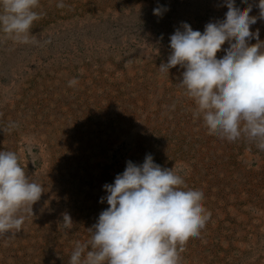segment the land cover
Returning <instances> with one entry per match:
<instances>
[{
	"label": "rangeland",
	"instance_id": "374dc122",
	"mask_svg": "<svg viewBox=\"0 0 264 264\" xmlns=\"http://www.w3.org/2000/svg\"><path fill=\"white\" fill-rule=\"evenodd\" d=\"M223 3L39 0L26 38L0 29V151L15 152L44 191L19 232L0 234V264H69L109 207L103 185L147 154L204 193L210 217L180 264H264V149L243 130L233 141L210 134L179 85L184 69H159L176 28L203 33L225 18ZM258 3L235 0L241 10L252 5L250 30L264 41ZM158 5L167 7L161 16ZM63 213L71 230L58 227Z\"/></svg>",
	"mask_w": 264,
	"mask_h": 264
},
{
	"label": "clouds",
	"instance_id": "9594fccd",
	"mask_svg": "<svg viewBox=\"0 0 264 264\" xmlns=\"http://www.w3.org/2000/svg\"><path fill=\"white\" fill-rule=\"evenodd\" d=\"M38 6L39 0H0V29L26 38L42 15L34 10ZM223 6L225 18L208 22L203 33L182 22L170 36L171 53L159 69H184L179 85L196 105L194 117L202 118L210 134L233 141L243 130L264 149V41L259 29L250 30L257 22L250 15L252 5L241 10L235 0H224ZM257 7L264 20V0ZM164 11L167 7L158 5L153 14ZM226 42L229 46L222 49ZM221 50L225 54L218 59ZM77 83L73 78L69 86ZM182 171L175 165L162 168L151 154L139 165L127 161L114 183L103 185L107 195L100 202L109 207L88 229L90 240L76 243L69 264H180L183 245L199 236L210 217L203 191L187 188ZM43 192L15 152L0 151V234L19 232L22 213L33 214ZM73 225L63 213L58 227L71 230Z\"/></svg>",
	"mask_w": 264,
	"mask_h": 264
}]
</instances>
